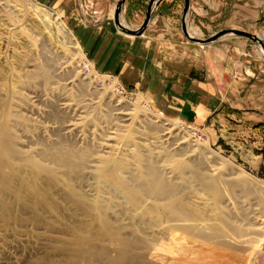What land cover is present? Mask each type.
I'll list each match as a JSON object with an SVG mask.
<instances>
[{
    "label": "rangeland",
    "instance_id": "rangeland-1",
    "mask_svg": "<svg viewBox=\"0 0 264 264\" xmlns=\"http://www.w3.org/2000/svg\"><path fill=\"white\" fill-rule=\"evenodd\" d=\"M33 1L58 14L80 55L23 0H0V136L17 152L12 162L0 160V264H107L118 251L116 233L130 250H147L149 264H258V46L236 36L188 42L183 0L155 4L139 39L114 25L119 0ZM149 1L125 0L122 25L138 28ZM189 4L186 29L198 39L230 29L264 37V0ZM116 97L150 116L127 126L113 114ZM157 115L178 126V140L196 144L192 156L184 145L172 152L154 142ZM153 161L170 170L161 174L167 191L146 196L124 186ZM221 230L224 243L209 240Z\"/></svg>",
    "mask_w": 264,
    "mask_h": 264
},
{
    "label": "bare ground",
    "instance_id": "bare-ground-1",
    "mask_svg": "<svg viewBox=\"0 0 264 264\" xmlns=\"http://www.w3.org/2000/svg\"><path fill=\"white\" fill-rule=\"evenodd\" d=\"M23 3L28 7V9L31 8L32 12L34 14H36V18L39 19L45 27H47L48 29L50 28L51 30L52 29L55 30V33L59 34L58 35L59 37H61L62 39H65L66 43L69 45V48L71 49V51L78 54V56L80 55L79 54V48L77 47V44L75 43V41L73 40V38L71 37L69 32L63 27L62 23H60V20H59L57 13H52V12L48 11L45 7L40 6L39 4L35 3L33 0H23ZM111 16H113V15L111 14ZM187 32H188L190 37L196 38V36L191 31L187 30ZM57 34H56V36H57ZM259 38L262 40L264 39L263 36H259ZM259 51H260V49H259ZM71 85H72V83H71ZM114 103H115V106L117 107L115 109V113H113V114H115L114 115L115 118L117 120H120V122H122V123L123 122L127 123V126L131 125L133 123L135 124V119L137 118L136 116H139L140 123H142L144 121V119H146L147 117L150 116V114L148 113V110H146V109H144L142 111L139 109L137 110L134 107H132L133 105L131 106L130 104L123 102L121 99L118 100V98H117L116 100H114ZM60 106H62L61 107L62 109H65L66 105L62 104ZM152 118H154V117L152 116ZM155 119H156L155 124L158 125V128H157V136L154 139V142L166 146L172 152L175 150H179V151L182 150V149H179L178 147L181 145H184V146H186L184 148L185 149L184 155L186 157L192 156L194 154L196 147H197L196 144L191 143L190 141H188L186 143L184 141L181 142L180 140H178L177 136L179 135L178 132H180V130H178V128H177L178 126L176 124H172L168 120H166V119H164L158 115L155 116ZM140 123L138 124L139 128H141ZM75 124L76 123L68 125L67 128H65L66 129L65 134L69 133L71 131V129H76L77 127L73 128L76 126ZM144 124L145 123H143V125ZM110 134H111V132H110ZM102 148L106 149V144L102 145ZM16 153L17 152L12 150L11 138H7L5 136H0V158H1L0 160L4 161V162H9V161L12 162L15 158ZM29 162H30L29 165L33 164L32 161H29ZM157 164L158 163L153 161L151 165H147L145 167V169L143 168L144 170H141V168H140V170L138 172V176H136L137 178L133 179L130 184H127L124 186H127L128 189H131V186H133V188L135 186V190L139 189V191L141 193L143 192V194L146 196L153 195V194L154 195L163 194L165 191H167L168 188H167V186H164L167 184V182L161 174H163V171H165L169 174L170 170L165 168V167L161 168ZM137 183L139 186L135 185ZM253 183H255V185H259V183L256 181H253ZM163 186H164V189H162ZM154 202H158V199H156ZM100 222H102L101 224L103 225L104 231H105V233H107V231H109L107 221L103 220V218H101ZM223 225H224V227H226L227 224L225 223ZM112 236L116 239V242L114 241V243H116L115 245L118 247V251L116 252L115 258H113V259L111 258V260H107L108 261L107 264H149V254H148L147 250H145V249L144 250H142V249L130 250L129 249L130 245L127 244L128 240L124 241L119 233L112 234ZM225 237H226V232H224V230L223 231L221 230L219 233H217V234L213 235L211 238H209V240H218V241L224 243ZM160 245H162V244H160ZM160 249H163V248H160ZM157 259L160 261V259L158 257H157Z\"/></svg>",
    "mask_w": 264,
    "mask_h": 264
},
{
    "label": "water",
    "instance_id": "water-1",
    "mask_svg": "<svg viewBox=\"0 0 264 264\" xmlns=\"http://www.w3.org/2000/svg\"><path fill=\"white\" fill-rule=\"evenodd\" d=\"M159 1L160 0H150L147 6L146 13H145L142 24L138 28L127 29L122 25V22H120V19H119L120 10L122 6L124 5L125 0H119L114 10V13H113L114 25L116 26V28L118 29L120 33H123L126 36H131V37L141 36L143 33H145L144 31L146 30L149 24L150 17L155 7V4H157ZM183 3L185 5L183 6V11L180 17V28H181L182 35L188 42L193 43V44H198V45H208V44L215 42L216 40H218L219 38L223 36L242 37L256 44L258 48L260 49L261 54L264 56V42L259 37L257 36L255 37V35L248 33V32L241 31V30H235V29L222 30L212 35L211 37L207 39H203V40L190 37L186 29V17H187V13L190 7L189 0H183Z\"/></svg>",
    "mask_w": 264,
    "mask_h": 264
},
{
    "label": "built area",
    "instance_id": "built-area-1",
    "mask_svg": "<svg viewBox=\"0 0 264 264\" xmlns=\"http://www.w3.org/2000/svg\"><path fill=\"white\" fill-rule=\"evenodd\" d=\"M257 260L258 264H264V244L259 249Z\"/></svg>",
    "mask_w": 264,
    "mask_h": 264
},
{
    "label": "crops",
    "instance_id": "crops-1",
    "mask_svg": "<svg viewBox=\"0 0 264 264\" xmlns=\"http://www.w3.org/2000/svg\"><path fill=\"white\" fill-rule=\"evenodd\" d=\"M136 38L139 39V38H145V37H144V34H143V35H141V36H139V37H136ZM263 147H264V146H263Z\"/></svg>",
    "mask_w": 264,
    "mask_h": 264
}]
</instances>
